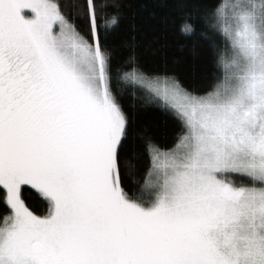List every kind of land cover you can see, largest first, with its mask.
<instances>
[{
	"label": "snow or ice",
	"instance_id": "obj_1",
	"mask_svg": "<svg viewBox=\"0 0 264 264\" xmlns=\"http://www.w3.org/2000/svg\"><path fill=\"white\" fill-rule=\"evenodd\" d=\"M175 3L206 84L117 62L120 0H0V264H264V0Z\"/></svg>",
	"mask_w": 264,
	"mask_h": 264
},
{
	"label": "trees",
	"instance_id": "obj_2",
	"mask_svg": "<svg viewBox=\"0 0 264 264\" xmlns=\"http://www.w3.org/2000/svg\"><path fill=\"white\" fill-rule=\"evenodd\" d=\"M119 9L124 13L123 23L113 43L115 58L122 62L135 55L140 64L149 70H167L181 80L206 84L211 80L215 67L208 41L199 37H188L181 33L178 24L180 14L175 0H120ZM199 31V21L193 18ZM135 39L136 47H125L124 42ZM129 101L131 97H128ZM139 103V102H137ZM138 123L155 137L173 135V125L167 128L160 112L154 109L140 110ZM4 208L0 206V213Z\"/></svg>",
	"mask_w": 264,
	"mask_h": 264
}]
</instances>
